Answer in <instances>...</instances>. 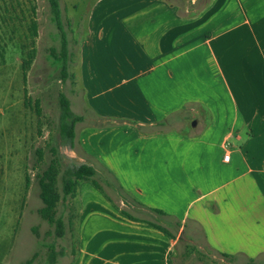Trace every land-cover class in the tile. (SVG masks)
Segmentation results:
<instances>
[{
  "label": "crops",
  "instance_id": "obj_1",
  "mask_svg": "<svg viewBox=\"0 0 264 264\" xmlns=\"http://www.w3.org/2000/svg\"><path fill=\"white\" fill-rule=\"evenodd\" d=\"M8 1L18 45L0 47V264L13 254L39 124L23 67L34 58L37 9L30 0ZM199 2L96 0L78 42L83 104L73 112L83 121L75 148L119 199L80 183V236L69 264H173L177 236L152 223L175 225L198 247L202 238L227 264L264 260V0ZM245 79L254 85L248 91ZM201 81L219 83L229 109L208 106L212 125L185 136V108L202 101L193 90Z\"/></svg>",
  "mask_w": 264,
  "mask_h": 264
},
{
  "label": "rangeland",
  "instance_id": "obj_2",
  "mask_svg": "<svg viewBox=\"0 0 264 264\" xmlns=\"http://www.w3.org/2000/svg\"><path fill=\"white\" fill-rule=\"evenodd\" d=\"M62 9V19L64 22V28L68 35L70 51L73 53L72 63L70 71L73 74H78L79 69V41L81 37L87 31L89 26V17L93 7L95 6L96 0H59ZM200 0L199 4L202 5ZM37 13L36 18L38 20V37L35 43V53L33 62L27 72V84L26 88L33 100L39 99L42 107V123H43V135L38 134L36 141L33 143L31 148L28 150L26 156V171L27 175L30 176L31 185L26 201L25 208L22 212V217L19 222L15 239L13 242V254L9 257L6 264H26L34 255L37 254V258L33 264H49V245H55L57 252H65L66 256L58 257V264H69L72 260L71 249L74 248V239L77 240L79 234V222L80 213H76V206L80 204V200L77 196L76 201L72 202H61L58 207V216L63 217L65 222L71 216L74 217V227L72 230L67 229L64 239H58L55 237V229L51 227L47 222L39 216L38 210L43 206L42 201L39 197V185L37 180V173L44 171L50 163L52 154L50 151L51 147H56L62 159L63 170L68 167L79 166L86 162V159L82 155L79 149H71L68 145L61 142L59 137V118H60V106H59V94L64 93L69 101L71 102L72 111L80 112L83 103L80 101V84L79 79H69L66 82L61 80L60 73L52 67L48 62V56L51 48L57 50L60 49V40L58 37V30L51 22V11L48 0H36ZM13 5L8 0H0V47L6 45H18V38L16 36V22H14ZM91 23V22H90ZM18 55V54H16ZM20 62V61H19ZM206 69H209L208 62ZM3 66H0V78L4 74ZM227 80L229 85L232 87L235 95H237L234 78L232 71H227ZM241 73V70L240 72ZM243 74V73H241ZM245 89L248 91L254 87L251 81L245 79ZM195 83L193 90L194 92L201 93L199 104H196L197 108L191 111V108H185L186 124L182 128L185 136L187 133L193 132L194 134L201 135V131L209 128L212 125V116L210 108L215 111L226 109L228 101H224L222 95H225V91L220 89V84H214L209 86L205 81H201L199 87ZM192 87V86H191ZM211 93L219 96L220 100L214 102L212 100ZM196 94V93H195ZM210 96V97H209ZM239 98V95L237 96ZM211 99V100H210ZM252 104L253 108L256 106V101L246 102ZM222 105V106H220ZM210 108H209V107ZM200 120L199 126L193 128L192 124L194 121ZM250 123H254L253 118H249ZM257 122L254 126L256 127ZM217 128L213 130L215 132ZM213 133V132H212ZM211 133V134H212ZM197 135V136H199ZM49 143V147L46 144ZM45 149L44 162L39 168H34L36 163V149ZM100 184L101 193L103 196H108L111 200L117 201L119 196L114 190L107 184L105 179H102L101 175L96 177ZM59 187L61 190V182L59 181ZM97 189V188H96ZM123 195L124 193L121 192ZM189 195L187 201L190 200ZM105 197V198H106ZM187 205L183 203L180 208L176 206L174 209L181 210ZM190 222L187 224L186 231L190 230ZM36 230V231H35ZM169 231L175 234L179 240L177 247L174 248L175 254L173 255L172 262L176 264H227L222 259L209 251L207 247L202 244L201 246L193 245L188 242L184 237V233L180 234V229L176 228L175 225L169 224ZM186 236V235H185ZM76 237V238H75ZM193 248H196L193 250ZM200 248V249H199ZM240 257V256H238ZM241 264V263H239ZM258 264H264V260H259Z\"/></svg>",
  "mask_w": 264,
  "mask_h": 264
},
{
  "label": "trees",
  "instance_id": "obj_3",
  "mask_svg": "<svg viewBox=\"0 0 264 264\" xmlns=\"http://www.w3.org/2000/svg\"><path fill=\"white\" fill-rule=\"evenodd\" d=\"M32 3L33 12L36 13V0H30ZM51 11V22L58 30V37L60 40V49H50L48 56V62L54 67L61 76V80L66 82L67 80H73L75 74L70 71L72 63L73 53L70 51L69 39L64 28V22L62 19V9L59 0H48ZM34 33L38 36V22L34 24ZM31 61L24 63V77L27 83V72L32 64ZM26 97L35 105L39 124L38 134L43 135V123H42V107L39 99L33 100L32 96ZM59 106H60V118H59V137L61 142L68 145L71 149L75 148L76 140V126L83 121L81 116L76 115L71 109V102L64 93L59 94ZM49 147V143L46 144ZM52 158L47 168L41 173H37V180L39 185V197L43 206L38 210L39 216L43 221L47 222L51 227L55 229V237L58 239H64L67 229L72 230L74 227L73 219L77 215H73L69 218L68 223L65 222L63 217L58 216V207L61 202L76 201L77 189L81 182H90L93 186L100 190L101 186L98 183L96 177L97 172L93 166L88 164H81L79 166L68 167L63 170L62 159L59 151L56 147L50 148ZM36 163L34 168H39L44 162L45 149L37 148L36 151ZM59 181L61 182V190L59 187ZM31 185L30 176H27V187ZM129 218L134 219L129 214L125 213ZM151 224V223H150ZM162 233L168 235L170 239L175 240L176 236L166 228L159 225L151 224ZM36 231V230H35ZM49 264H56L59 255L63 256L64 252H57L55 245H49ZM196 248H193L195 250ZM228 258L229 256H224ZM37 254L34 255L26 264H33Z\"/></svg>",
  "mask_w": 264,
  "mask_h": 264
},
{
  "label": "built area",
  "instance_id": "obj_4",
  "mask_svg": "<svg viewBox=\"0 0 264 264\" xmlns=\"http://www.w3.org/2000/svg\"><path fill=\"white\" fill-rule=\"evenodd\" d=\"M225 149H226V154H225V156H224V161H225V162H229L230 159H231V153H230L229 148L225 147Z\"/></svg>",
  "mask_w": 264,
  "mask_h": 264
},
{
  "label": "water",
  "instance_id": "obj_5",
  "mask_svg": "<svg viewBox=\"0 0 264 264\" xmlns=\"http://www.w3.org/2000/svg\"><path fill=\"white\" fill-rule=\"evenodd\" d=\"M194 127L196 126V122H193V124H192Z\"/></svg>",
  "mask_w": 264,
  "mask_h": 264
}]
</instances>
